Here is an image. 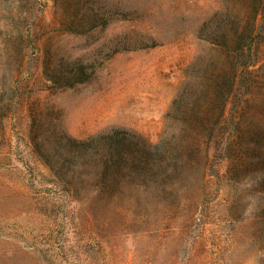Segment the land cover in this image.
<instances>
[{
    "label": "rangeland",
    "instance_id": "obj_1",
    "mask_svg": "<svg viewBox=\"0 0 264 264\" xmlns=\"http://www.w3.org/2000/svg\"><path fill=\"white\" fill-rule=\"evenodd\" d=\"M256 1L0 0V264H264ZM215 12L228 28L252 23L257 62L231 95L224 136L190 163L183 124L165 116L191 62L212 57L201 27ZM113 129L139 135L150 158L171 150L177 171L144 154V175L105 179L101 142L87 174L80 143Z\"/></svg>",
    "mask_w": 264,
    "mask_h": 264
},
{
    "label": "trees",
    "instance_id": "obj_2",
    "mask_svg": "<svg viewBox=\"0 0 264 264\" xmlns=\"http://www.w3.org/2000/svg\"><path fill=\"white\" fill-rule=\"evenodd\" d=\"M253 5H257L256 0H253ZM256 12L257 8L254 14ZM250 23L241 24L236 21V25L228 28L224 24L223 13L215 12L201 27V31L205 33L203 37L209 39L213 47L211 48L212 57L203 59L199 63L200 68L198 67V70L196 63L193 65V61L191 62V68L193 69L187 74L189 77L179 86L165 116L167 121L183 124V130L186 131L184 138L187 147H185V150L190 157V163L196 162L197 158L194 157V154H200L202 151L206 153L205 158L209 157L212 141L218 143L219 140L217 139H222L224 136L223 125L226 122V107L231 95L234 93L236 85L242 83V77H247V74L251 72V68L257 62V59L252 58L255 37L251 28L252 23ZM210 36L215 40H211ZM217 36H221L222 40H218ZM88 77L86 76L81 81ZM134 136L139 137V135L123 129H113L89 137L80 143V147H83L86 153L82 158V162L78 165L84 167L87 174L89 171L92 172L93 169H96L98 147L103 142L108 145V154L101 158L103 165L102 177L105 176V179L111 170L113 171L109 177L118 178V180L126 175L127 170L130 173L134 171L144 175L146 169L141 165L144 154H147L145 157L153 160L154 163L160 162L156 164L159 169L177 171V160L175 158L172 161L168 160V154L172 152L171 150L164 151L168 153L167 156L153 152L150 158V148L148 146L137 148L139 146ZM158 144L155 146L157 147ZM230 149L231 147H226L229 154ZM140 153H142L140 159L136 160L135 157L139 156ZM179 155L181 159L185 156V152L181 151ZM256 156L258 157L256 165L264 169V153L262 150H259ZM207 165L208 163L204 162V166L207 167ZM79 174L76 173L79 177L85 175L83 172Z\"/></svg>",
    "mask_w": 264,
    "mask_h": 264
}]
</instances>
